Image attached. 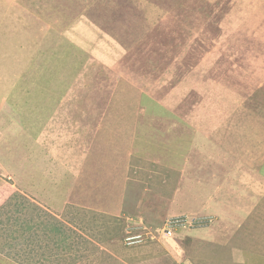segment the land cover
<instances>
[{
	"label": "rangeland",
	"instance_id": "1",
	"mask_svg": "<svg viewBox=\"0 0 264 264\" xmlns=\"http://www.w3.org/2000/svg\"><path fill=\"white\" fill-rule=\"evenodd\" d=\"M256 169L264 0H0V264H264Z\"/></svg>",
	"mask_w": 264,
	"mask_h": 264
},
{
	"label": "crops",
	"instance_id": "2",
	"mask_svg": "<svg viewBox=\"0 0 264 264\" xmlns=\"http://www.w3.org/2000/svg\"><path fill=\"white\" fill-rule=\"evenodd\" d=\"M32 61V60H31ZM30 67V66H29ZM27 67V68H29ZM30 69V68H29ZM28 70V69H27ZM34 73H36L38 76H40L43 72L42 68H35L33 69ZM8 99L6 97L2 98V105H5V101H7ZM260 169V167H259ZM258 169L255 170V173H253L252 177L250 178V182L252 187L256 186L253 190L247 189L246 192L242 193L241 192V188H232L229 192H231L232 195V199L234 198L235 201L233 202V204L231 203V199L229 198L227 192L225 193V197L223 199V205L229 209H231V211H233L234 209H236L237 214L235 215V218L239 219L238 223L231 221V223L228 220H225L226 223L225 225L228 226V228H230L231 224L237 223L239 224L238 227H241V229L238 228V232H240V230L244 231L249 235H251L252 233H254L255 235H253L254 237H259L261 235L264 234V174L261 173V175L258 173ZM249 180V179H248ZM244 183L245 180H244ZM248 183V182H247ZM235 185V184H234ZM233 185V186H234ZM251 185H248L249 187H251ZM247 187V185H245ZM261 189V190H260ZM239 192V196H237V193ZM239 198V199H238ZM260 198V200H259ZM238 199V200H237ZM226 202V204H225ZM229 213V212H227ZM231 214V213H230ZM221 228V227H220ZM220 231V229H218ZM259 230V231H258ZM236 231H234V234L231 237V240L229 239L228 241H226L228 244H230V242L232 241V239L235 238V236L237 235V233L235 234ZM239 239H242L243 237L241 236V232H240V236L238 237ZM193 241L197 242L196 237H194L193 235ZM253 242V241H251ZM234 244V243H231ZM253 244V243H252ZM255 244H259V243H255ZM250 244H247V246ZM236 250H235V255H234V259L235 262H243V260L245 261H253L251 258H253V254L251 253L250 249L248 250V254L247 256H244L241 252V250H238L239 247L236 245ZM262 253L264 254V243L262 244V247H260ZM237 257V259H236ZM243 259V260H242ZM251 259V260H249ZM263 260H264V256H263ZM254 262V261H253Z\"/></svg>",
	"mask_w": 264,
	"mask_h": 264
},
{
	"label": "built area",
	"instance_id": "3",
	"mask_svg": "<svg viewBox=\"0 0 264 264\" xmlns=\"http://www.w3.org/2000/svg\"><path fill=\"white\" fill-rule=\"evenodd\" d=\"M185 218H186V217H185ZM185 218H184V220H185ZM176 220L178 221V220H180V218H177ZM176 223H177V222H176ZM171 225H172V224H171ZM134 239H135V238H134L133 236H132V237H129V240H134Z\"/></svg>",
	"mask_w": 264,
	"mask_h": 264
},
{
	"label": "clouds",
	"instance_id": "4",
	"mask_svg": "<svg viewBox=\"0 0 264 264\" xmlns=\"http://www.w3.org/2000/svg\"><path fill=\"white\" fill-rule=\"evenodd\" d=\"M180 216H181V215H180ZM175 217H176V219H177V218H180L179 216H175ZM184 218H185V217H184ZM166 221H167V220H166ZM166 221H165V223H166Z\"/></svg>",
	"mask_w": 264,
	"mask_h": 264
},
{
	"label": "bare ground",
	"instance_id": "5",
	"mask_svg": "<svg viewBox=\"0 0 264 264\" xmlns=\"http://www.w3.org/2000/svg\"><path fill=\"white\" fill-rule=\"evenodd\" d=\"M262 149V148H261ZM261 151V150H260Z\"/></svg>",
	"mask_w": 264,
	"mask_h": 264
}]
</instances>
